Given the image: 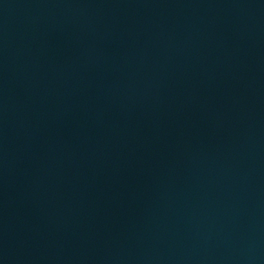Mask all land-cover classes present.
<instances>
[{
  "label": "water",
  "instance_id": "obj_1",
  "mask_svg": "<svg viewBox=\"0 0 264 264\" xmlns=\"http://www.w3.org/2000/svg\"><path fill=\"white\" fill-rule=\"evenodd\" d=\"M0 264H264V0H0Z\"/></svg>",
  "mask_w": 264,
  "mask_h": 264
}]
</instances>
